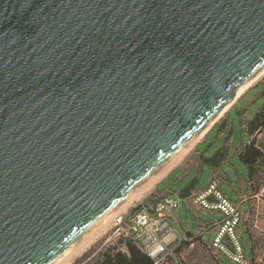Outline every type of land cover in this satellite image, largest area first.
Returning <instances> with one entry per match:
<instances>
[{
    "label": "water",
    "instance_id": "1",
    "mask_svg": "<svg viewBox=\"0 0 264 264\" xmlns=\"http://www.w3.org/2000/svg\"><path fill=\"white\" fill-rule=\"evenodd\" d=\"M263 67L264 0H0V264H57Z\"/></svg>",
    "mask_w": 264,
    "mask_h": 264
},
{
    "label": "crops",
    "instance_id": "2",
    "mask_svg": "<svg viewBox=\"0 0 264 264\" xmlns=\"http://www.w3.org/2000/svg\"><path fill=\"white\" fill-rule=\"evenodd\" d=\"M226 106L188 150L183 160L171 167L159 181L157 180L145 205L153 206L165 197L176 196L195 213L214 215L215 218L212 220L200 219L198 235L187 230L180 218H176L189 232L193 243L207 244L217 258L218 251L211 247L210 242L222 214L218 210L206 209L201 205L190 203L193 196L204 191L211 181H216L217 188L235 203L241 212L238 225L239 237L244 248L241 231L243 227L249 235L252 249L251 258L246 256L244 250L246 258L255 261V264H264V256L255 257L264 254V184L257 188L253 186L248 166L241 159L242 152L252 141L264 151V128L259 130L252 127L253 120L264 106V72ZM179 169L184 171L176 176L175 173ZM205 174L207 180L203 186H199ZM191 175L194 178L192 181H186L185 187L179 186ZM166 180L169 181L168 185L161 188ZM209 199L214 201L215 197L210 195ZM255 212L257 214L254 216ZM206 235L209 239H206ZM225 241L232 248L229 239L225 238Z\"/></svg>",
    "mask_w": 264,
    "mask_h": 264
},
{
    "label": "built area",
    "instance_id": "3",
    "mask_svg": "<svg viewBox=\"0 0 264 264\" xmlns=\"http://www.w3.org/2000/svg\"><path fill=\"white\" fill-rule=\"evenodd\" d=\"M210 195L215 197L214 201L209 199ZM190 203L221 212V220L217 223L216 232L210 242L214 250L225 253L235 264H255V261L246 258L239 237L241 212L238 206L217 188L216 181H211L204 191L193 196ZM137 207L127 215L119 214L114 218L113 229L107 241L114 238L132 240L153 259L154 264H166L167 261L181 264L178 249L186 242L192 241V238L175 216L179 198L168 196L153 206ZM225 238L229 239L232 248L228 246ZM119 248L127 251L125 243Z\"/></svg>",
    "mask_w": 264,
    "mask_h": 264
},
{
    "label": "rangeland",
    "instance_id": "4",
    "mask_svg": "<svg viewBox=\"0 0 264 264\" xmlns=\"http://www.w3.org/2000/svg\"><path fill=\"white\" fill-rule=\"evenodd\" d=\"M182 160H183V158L179 162H177L176 164L180 163ZM183 171H184L183 169H179L175 173V175L177 176L178 174L183 173ZM192 174L194 176V173H192ZM175 175H174V177H175ZM193 176L192 175L188 176V178L185 179V181H183L181 183V185H179V186L185 187L186 181H189V180L192 181L194 179V178H192ZM174 177L172 180H174ZM206 180H207V174L204 175V177L201 181V184L199 186H203ZM168 182L169 181L166 180L164 182V184L161 185V188L168 185ZM258 182H260L259 183L260 185L264 184V171H262L259 174V179H258L257 183ZM156 183H157V181L141 197H139L137 200H134L128 207L123 208L124 210L120 208L117 211V213L115 212L112 216H110L109 217L110 221L107 225V229L103 232V234L94 243H92L89 247H87L86 250H84L81 254L74 257L69 262V264H85L87 262H93L99 257L100 253L103 252L104 250H106L108 247L116 246L119 242L118 239L114 238L110 241H107V239H108V237H109V235L113 229L112 223H113L114 216L119 214V213L127 215L135 207H137L139 205H145L147 202V199L150 197ZM263 194H264V191H263ZM173 197H176V196H173ZM176 198H178V197H176ZM263 199H264V197H263ZM255 214H257V212L254 213V216H255ZM175 216L180 218L181 222L187 228V230H189L190 232H192L195 235H198L200 232V219L201 220H212L213 218H215L214 215H212V214L208 215V214H205L203 212L195 213L194 211H192L188 207H186L185 203L181 199H179V207L175 210ZM253 219H255V218L253 217ZM176 225H178V224L176 223ZM241 231L243 233V241H244L243 244H244L245 254L248 258H251L252 249L250 247L249 235L243 227H241ZM206 239H209L208 235H206ZM193 242H194L193 240L186 242L181 247H179V255L181 256V264H220V263L221 264H235L234 262H232L230 260V258L225 253L218 252V255L216 258L215 254L211 251V249L207 246V244H205L203 242H197V243H193ZM256 256H264V254L255 255V257ZM166 264H172V262L167 261ZM257 264H259V263H257Z\"/></svg>",
    "mask_w": 264,
    "mask_h": 264
},
{
    "label": "trees",
    "instance_id": "5",
    "mask_svg": "<svg viewBox=\"0 0 264 264\" xmlns=\"http://www.w3.org/2000/svg\"><path fill=\"white\" fill-rule=\"evenodd\" d=\"M252 123L253 129L264 128V106ZM241 159L248 166L253 186L257 188L260 186V182L257 183L259 174L264 171V151L256 145L255 141H252L242 152ZM123 243L126 244L127 251L119 248ZM85 264H154V261L136 242L120 239L116 246L108 247L95 261Z\"/></svg>",
    "mask_w": 264,
    "mask_h": 264
},
{
    "label": "bare ground",
    "instance_id": "6",
    "mask_svg": "<svg viewBox=\"0 0 264 264\" xmlns=\"http://www.w3.org/2000/svg\"><path fill=\"white\" fill-rule=\"evenodd\" d=\"M264 72V67L249 81L244 83L240 86L237 91L236 95H239L246 87L252 84L262 73ZM227 107V106H226ZM217 116V115H216ZM216 116L210 121V123L216 118ZM207 126L197 134L184 148L180 150V152L154 177L152 178L130 201H128L121 209L128 207L134 200H137L141 197L146 191H148L152 185L159 180L173 165L179 162L188 150L194 145V143L202 136L205 129L210 125ZM124 210V209H123ZM117 213V212H116ZM122 214V213H119ZM117 214V215H119ZM115 215L114 218L117 216ZM113 218V220H114ZM109 218L105 220L100 226H98L92 233H90L83 241H81L75 248H73L68 254H66L57 264H69V262L76 257L77 255L81 254L87 247H89L92 243H94L107 229V225L109 223Z\"/></svg>",
    "mask_w": 264,
    "mask_h": 264
}]
</instances>
